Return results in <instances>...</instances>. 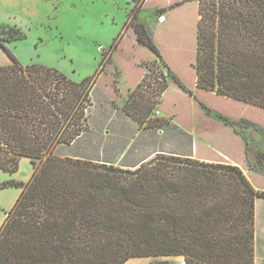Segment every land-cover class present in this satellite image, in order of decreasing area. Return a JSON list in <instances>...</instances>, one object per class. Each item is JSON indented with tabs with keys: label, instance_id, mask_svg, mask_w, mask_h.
<instances>
[{
	"label": "trees",
	"instance_id": "trees-1",
	"mask_svg": "<svg viewBox=\"0 0 264 264\" xmlns=\"http://www.w3.org/2000/svg\"><path fill=\"white\" fill-rule=\"evenodd\" d=\"M197 1V87L264 109V0ZM136 32L160 55L144 29ZM0 36L13 60L0 66V168L16 172L22 157L34 165L28 182L0 185L22 187L0 227V264H125L179 255L186 264H255L256 199L264 191L239 166L159 153L125 169L57 155L89 130L103 68L77 81L56 68L24 65ZM158 87L165 92L168 85ZM133 95L127 114L146 127L166 124L137 111Z\"/></svg>",
	"mask_w": 264,
	"mask_h": 264
},
{
	"label": "rangeland",
	"instance_id": "rangeland-1",
	"mask_svg": "<svg viewBox=\"0 0 264 264\" xmlns=\"http://www.w3.org/2000/svg\"><path fill=\"white\" fill-rule=\"evenodd\" d=\"M199 20L197 0H145L138 7L130 0H0V32L24 65L56 68L77 81L103 68L92 90L88 113L93 115L90 123L96 129L110 114V136L103 142L97 134H90L72 148H59L56 154L71 155L95 147L106 157L126 150L129 160L163 146L170 150L165 154L174 150L184 157L193 152L200 160L205 157L206 161L237 165L256 190L264 191V109L197 88ZM136 27L145 30L160 55L139 41ZM139 71L142 80L133 88ZM170 80L184 84L190 92L173 82L164 96L158 86H169ZM132 92L133 102L140 105L137 111L148 112V120L167 121L155 127L168 128L164 135L155 129H140L145 125L129 114L140 126L126 124L130 119L124 106ZM198 100L217 116H226L234 126L208 116ZM242 119L255 121V126ZM132 136L135 140L131 145ZM256 214L255 264H264L263 198L258 199ZM165 257L154 256L152 261ZM169 257L172 263L185 260L182 255ZM137 260L139 257L129 261Z\"/></svg>",
	"mask_w": 264,
	"mask_h": 264
},
{
	"label": "crops",
	"instance_id": "crops-1",
	"mask_svg": "<svg viewBox=\"0 0 264 264\" xmlns=\"http://www.w3.org/2000/svg\"><path fill=\"white\" fill-rule=\"evenodd\" d=\"M12 63H13L12 58L9 56L7 51L0 44V66L9 65V64H12ZM135 64H136V67H139V66H137V62ZM142 77H143V73L141 71H139L138 72L137 81L135 83V86H133V88H135L137 85H139V83L142 80ZM173 82L174 81H172V80L169 81V86H168L167 90L164 92V96H166L168 94V92L172 89ZM175 84L177 85L178 83H175ZM196 86H197V81H196ZM177 87L180 90L184 91L179 86V84L177 85ZM91 96H92V93H91ZM227 98H228V100H234V99L229 98V97H227ZM124 113L126 114V116H128L125 111H124ZM94 115H96V113ZM92 116L93 115H89V118H88V123H89V127H90L89 130L86 131L85 133H83L72 144L60 145L56 149V152L61 147H64V148L67 149V148H72L73 146H75L77 144H80L79 142H81L82 140H86V137L88 135H90V134H97L95 136L96 137L99 136L100 138H102V141L104 142L105 141L104 138L105 137H109L110 133H111L110 129L112 127V123H110V121H111V118L109 117L110 114L108 113L106 115V117H104L105 119L102 122V124H100L99 127H100L101 130L100 129H96L95 126H93V124L90 123V119L92 118ZM128 118L130 120L126 119V121H125L126 124L133 125V126H135V125L140 126L137 123V121H135L133 118H131L129 116H128ZM245 120L249 121V123H252V124H254V122H255V121H251V120H248V119H245ZM225 125H227V124H225ZM140 127H141L140 129H142V128L155 129V130H157V132H159L162 135H164V132L168 129L167 128L166 130H164L163 128L146 127V126H140ZM197 127L198 126L196 125L195 129H197ZM231 129H232L233 132H235V134L240 135L238 132L235 131L234 128L231 127ZM139 131H141V130H139ZM132 137H131L132 139H131V142H130L131 145L134 143V140H135V136H132ZM94 140L95 139H93L92 142ZM94 148L95 147H91V148L86 147V150H83L81 152L79 151V153L76 152L75 154H71V155H68V154L60 155L59 154V156H61V157H72V158L83 159V160H90V161L99 162V163H103V164H107V165H116V166H119V167H122V168H125V169H135V168L139 167L142 163L146 162L147 160H149L150 158L155 156L156 154L165 153V152H169L170 151L169 149L168 150L164 149L163 146H160V147L158 146L156 148H152L149 152L145 153L141 157H137L135 159L127 160L126 159L127 153H125L126 150L118 152L117 154H115L114 157H106V156H104L102 154L97 153L95 151L97 149L94 150ZM91 151H94V152H91ZM171 154L177 155L174 150H171ZM182 155H184V154H182ZM184 157L197 158V156L193 152H192V154H186V156H184ZM201 159L204 160L206 158L205 157H201ZM234 164H236V163H234ZM24 170H26V172ZM23 172H25V176L23 175ZM33 172H34V165L31 162V159L28 158V157H22L21 160H20V165H19V170L18 171L12 173V172L5 171L2 168H0V185L3 182L11 180V179H14V180H17V181L28 182L30 180V178L32 177ZM21 192H22V187L14 186V185L0 188V227L4 224V222L6 220V217H7L8 211L15 205V203L17 202ZM258 199H260V198L256 199V204L258 202ZM256 216H257V214H256ZM257 226L258 225L256 223V228H257ZM256 232H257V230H256ZM256 252H257L256 253L257 257L256 258L258 259V249H256ZM152 257L153 256H151V257H139V260H137V261H127L125 264H149V263H153L154 261H152L153 260ZM164 260H169L171 262V264H186L184 259L181 262L179 261L178 263H172V261H171L169 256H166L164 258Z\"/></svg>",
	"mask_w": 264,
	"mask_h": 264
}]
</instances>
